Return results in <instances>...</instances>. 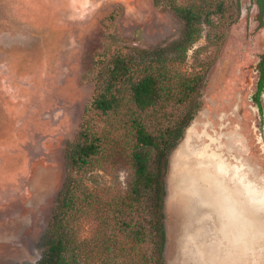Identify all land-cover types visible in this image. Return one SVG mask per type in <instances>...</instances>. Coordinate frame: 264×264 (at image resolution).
I'll return each mask as SVG.
<instances>
[{"label": "rangeland", "instance_id": "rangeland-1", "mask_svg": "<svg viewBox=\"0 0 264 264\" xmlns=\"http://www.w3.org/2000/svg\"><path fill=\"white\" fill-rule=\"evenodd\" d=\"M208 2L0 0V264H33L40 258V238L52 224L66 177L65 151L79 136L100 66L116 52L163 47L178 39L183 22L172 4ZM257 17L251 0H239V14L229 25L213 16L178 66L187 73L203 72L204 78L196 97L199 108L167 156L165 234L178 251L177 240L185 235L184 256L169 264H264V91L261 120L252 101L256 63L264 53V16L261 22ZM95 129L102 133L111 126L99 120ZM222 132L240 144L236 156L245 160L248 185L243 187L241 169L234 165L237 157H228L235 171L224 173L229 188L239 182L231 190L241 189L243 198L245 189L253 204L245 202L240 218L231 215L228 199L219 202L227 186L200 171L211 164L193 154L197 150L203 156L199 145L207 142L206 135ZM129 174L124 164L94 170L83 188L109 199L125 190ZM73 218L75 231L86 238L89 218ZM97 252L101 257L90 260L105 264L104 252ZM77 260L89 262L85 255Z\"/></svg>", "mask_w": 264, "mask_h": 264}, {"label": "trees", "instance_id": "trees-1", "mask_svg": "<svg viewBox=\"0 0 264 264\" xmlns=\"http://www.w3.org/2000/svg\"><path fill=\"white\" fill-rule=\"evenodd\" d=\"M252 1L261 17L264 0ZM171 8L183 22L178 39L163 47L116 52L100 66L79 136L65 151L66 177L52 224L40 238V258L33 264H82L79 255L95 264L90 259L101 257L100 249L105 264H164L167 156L193 119L204 78L203 72L187 73L178 66L201 37L203 26L213 23V16L227 25L236 20L239 0ZM258 71L257 95L264 86V54ZM99 120L111 130L97 132ZM119 164L130 170L125 190L111 193L109 199L86 194L83 185L88 174L107 172ZM82 214L90 221L89 235L83 239L71 223Z\"/></svg>", "mask_w": 264, "mask_h": 264}, {"label": "flooded vegetation", "instance_id": "flooded-vegetation-1", "mask_svg": "<svg viewBox=\"0 0 264 264\" xmlns=\"http://www.w3.org/2000/svg\"><path fill=\"white\" fill-rule=\"evenodd\" d=\"M251 2L257 6V4L254 1L251 0ZM257 12H258V17H257L258 21L261 22L262 19H263L264 14L260 17L258 6H257ZM263 54H261V55H263ZM260 56L258 58V61L256 63V68H255V70L257 72V80H256V84H255V91H254V94H253L252 101L256 105V110H257L258 116H259V118L261 120V117L263 116L261 95H262V93L264 91V86H263L262 91L259 93V95H257L258 82H259V78H260V73L258 71V63L260 61ZM256 95H257V97H256ZM225 125H226V123L223 126H225ZM206 138H207V142L206 143H202V145H199V150L201 151V153H204V155L201 156L199 153H197V151H195V153H193L195 158H196L195 159L196 161H198L199 158H201V163L211 164L209 167H204V166L201 167L200 166V171L202 172V170H203V172H204V168L205 169L208 168V169H206V171L208 172V175L210 173L213 174L212 169H214V168H213L212 165H214L217 168L215 171L220 172L222 174H224L225 172L235 171L236 168L234 166H231V164L228 161V157L232 158V155L234 156V158L237 157L236 154L239 153L238 151H240L242 149L240 144L236 143L234 140L231 141L230 138H232V137L230 136V134L226 135L225 132H222V133H220L218 135L214 134L213 136H207L206 135ZM221 138L225 140L224 144H222L220 142ZM201 139H202V137L200 138V140ZM204 144H207L205 146L206 149L202 151L203 148L201 149V147H203ZM220 153H222V154L224 153V155H221ZM237 159H238V157L236 158V160ZM237 161H239L238 164H234V165L239 166L240 169H241V175H242V181H243L242 183H243V187H244V185H248L246 180H245L246 176L242 172V169H244L243 166L245 165V160H243V159L241 160L240 157H239V159ZM228 175H230V177H229L230 179H231V176H233L231 173H229ZM243 192H244V189H243ZM228 193H229V190H228ZM227 197H230V195H227ZM246 198H247L246 194H245V196L243 195V199H246ZM245 202L248 205L252 204L251 202L248 201V199H246ZM262 202L263 201L261 199L260 203H259L260 204L259 206H262ZM259 206L257 205V207H259Z\"/></svg>", "mask_w": 264, "mask_h": 264}, {"label": "crops", "instance_id": "crops-1", "mask_svg": "<svg viewBox=\"0 0 264 264\" xmlns=\"http://www.w3.org/2000/svg\"><path fill=\"white\" fill-rule=\"evenodd\" d=\"M212 172H213V175H212L213 178L220 180L223 185L228 186L227 183H226L227 179L225 177V174L216 172V171H214V169H212ZM196 180H198V178ZM244 191H245L244 192V196H245L246 190L244 189ZM224 197H225V199H228L229 201H231V198L227 197V195L225 194V195L220 197L219 202L222 201L224 199ZM246 197H249V196H247V194H246ZM202 198H207V197L205 195H203ZM246 199H244V202H245ZM208 201H209V199H208ZM216 203H218V202H216ZM211 209H213V208L211 207ZM184 238H185V235L180 236V241L177 240V242L179 244V251H178V249L175 247L174 243L172 245L169 244V239L166 237V234H165V246H164V252H163L164 264H169L168 263L169 260H171V263H172L173 261H176V260H178L180 258L182 259V257L184 256L183 255L184 251H182V247H183L184 244H183V241H181V239L185 240Z\"/></svg>", "mask_w": 264, "mask_h": 264}, {"label": "water", "instance_id": "water-1", "mask_svg": "<svg viewBox=\"0 0 264 264\" xmlns=\"http://www.w3.org/2000/svg\"><path fill=\"white\" fill-rule=\"evenodd\" d=\"M239 184V182H235V181H232V187L229 188L227 186L226 188V195H230V198H231V204L233 206V210L231 211V215L233 216V218H240L242 216L243 213H241V208L242 206L244 205V199L242 198V193H241V189H239V193L236 192L235 190H231V189H234V188H237V185ZM231 190L229 193L227 190ZM264 210V209H263Z\"/></svg>", "mask_w": 264, "mask_h": 264}, {"label": "bare ground", "instance_id": "bare-ground-1", "mask_svg": "<svg viewBox=\"0 0 264 264\" xmlns=\"http://www.w3.org/2000/svg\"><path fill=\"white\" fill-rule=\"evenodd\" d=\"M197 151V150H196ZM205 172H206V169L204 168ZM212 175V174H211Z\"/></svg>", "mask_w": 264, "mask_h": 264}]
</instances>
